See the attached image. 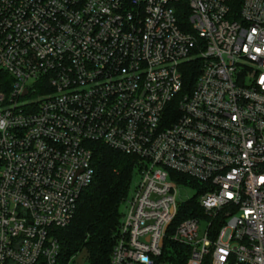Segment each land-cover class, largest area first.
Masks as SVG:
<instances>
[{
  "label": "built area",
  "instance_id": "built-area-1",
  "mask_svg": "<svg viewBox=\"0 0 264 264\" xmlns=\"http://www.w3.org/2000/svg\"><path fill=\"white\" fill-rule=\"evenodd\" d=\"M96 142L139 158L110 264H264V0H0V264H57Z\"/></svg>",
  "mask_w": 264,
  "mask_h": 264
},
{
  "label": "trees",
  "instance_id": "trees-1",
  "mask_svg": "<svg viewBox=\"0 0 264 264\" xmlns=\"http://www.w3.org/2000/svg\"><path fill=\"white\" fill-rule=\"evenodd\" d=\"M188 14L181 15V22L187 23ZM200 72L199 59L183 65L185 91L193 88ZM93 152L94 180L81 194L71 223L54 230L61 244L57 264H77L81 257L82 264H110L122 222L123 202L134 182L139 158L101 142L94 144ZM181 181L185 183L188 179L182 177ZM195 207L194 200L181 203L177 220L194 216ZM167 253L171 260L180 254L176 245H170Z\"/></svg>",
  "mask_w": 264,
  "mask_h": 264
},
{
  "label": "rangeland",
  "instance_id": "rangeland-1",
  "mask_svg": "<svg viewBox=\"0 0 264 264\" xmlns=\"http://www.w3.org/2000/svg\"><path fill=\"white\" fill-rule=\"evenodd\" d=\"M139 180H140V175L137 171V173L135 174V177H134V182L137 183ZM196 195H197L196 188L184 187V186L180 187L179 199H180L181 203H184V202L194 198ZM206 226H207V224L205 222H203L201 224V234H204V230H205ZM83 260H84L83 257L79 258L77 264H82Z\"/></svg>",
  "mask_w": 264,
  "mask_h": 264
}]
</instances>
